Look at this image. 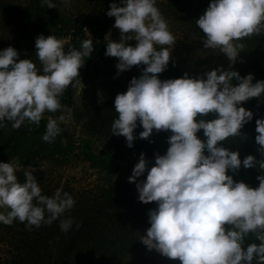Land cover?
<instances>
[{
  "label": "clouds",
  "instance_id": "clouds-1",
  "mask_svg": "<svg viewBox=\"0 0 264 264\" xmlns=\"http://www.w3.org/2000/svg\"><path fill=\"white\" fill-rule=\"evenodd\" d=\"M122 2L123 7L113 3L107 11L115 17L114 27L121 36L119 43L110 40L105 55L118 59L117 75L134 66L146 67L138 79L131 80L126 93L116 96L118 119L112 124V135L125 137L131 148L137 122L143 128L140 139H148L154 130L171 132L166 154H156L149 170L142 153L129 177V183H136L147 171L146 180L136 183L139 201L157 205L148 213L150 227L140 241L149 251L179 264H252L254 259L264 264V175L257 177L259 186L251 188L227 174H237L241 166L255 168L257 163L264 171V160L249 155L241 161L238 151L222 146L230 137H241L244 125L253 119V113L240 105L260 98L264 81L253 84V75L241 77L223 68L201 77L189 78L185 73L183 78L161 81L159 74L168 67L176 39L156 0ZM43 3L56 8L51 0ZM63 3L68 6L70 0ZM196 24L205 36L204 48L219 49L231 68L244 48L237 41L264 32V0H211ZM132 40L137 42L135 47L128 44ZM35 47L42 75L32 60L19 59L15 48L0 51V127L5 120L13 129L25 122L39 126L45 112L62 110L59 98L75 86L74 81L79 82L84 58L93 52L92 40L86 39L81 50L70 48L65 53L64 42L53 35H40ZM233 80L239 82L237 86ZM209 114L216 118H200ZM201 130L206 141L197 136ZM255 130L258 152L264 154V119L256 120ZM60 132L57 120L49 118L42 139L52 143ZM15 172L11 163H0V208L10 209L7 215L0 214L4 225L17 220L29 230L51 225L74 207L68 193L61 195L58 190L49 198L31 172L25 173L24 185L17 182ZM72 223L61 219L60 229L67 233ZM250 235L259 243L245 248L244 240Z\"/></svg>",
  "mask_w": 264,
  "mask_h": 264
},
{
  "label": "rangeland",
  "instance_id": "rangeland-1",
  "mask_svg": "<svg viewBox=\"0 0 264 264\" xmlns=\"http://www.w3.org/2000/svg\"><path fill=\"white\" fill-rule=\"evenodd\" d=\"M51 2L56 8L43 6L37 0H0V51L11 46L17 50L19 59L32 60L37 70L43 71L35 47L40 35H53L64 43L74 39L80 46L81 40L93 41L96 19H99L105 6L107 11L113 3L118 7L124 6L122 0H70L68 6L63 0ZM210 3L211 0H156L155 6L176 39L168 66L178 69L182 77L185 73L189 78L201 77L208 71L223 68L225 71H237L241 77L253 75V84L264 81V32L237 41L243 43L244 48L231 68L226 55L219 49L204 48L205 36L196 20ZM108 20L109 26L102 38L105 49L110 40L119 43L121 36L114 27L115 17L108 16ZM136 43L135 40L128 42L133 47ZM145 67L134 66L129 71L139 74ZM114 68V63L91 59L88 72L77 78L78 83L74 82L69 105L60 101L62 110L43 114L42 119L46 123L49 118L56 119L67 137L69 146L62 158H43L41 161L32 158L21 162L11 157L4 162L11 163L16 169L14 174L19 184L24 185L27 182L25 173L31 172L43 195L51 198L59 190L61 195H71L75 204L51 225L33 226L31 230L26 223L18 220L11 226L0 222V264H100L81 259L76 251L69 257L65 255L77 227L78 194L86 191L98 194V204L106 209V219L110 221L112 243L122 246L121 253L117 256L110 254L105 264H179L155 250L149 251L140 241L141 235L150 227L148 213L157 207L155 202L144 204L139 201L136 183L146 180L147 171L137 178L136 183H129L137 163H118L108 154L109 141L115 136L112 135V124L116 111L111 106L105 77ZM232 83L237 86L239 82L233 80ZM240 106L250 110L253 117L264 119V115L260 114L264 108V94ZM65 108L71 109V112L64 111ZM61 115L65 117L64 121L58 119ZM146 160L150 170L155 164V157ZM8 211L10 209L0 208V214L7 215ZM47 215L45 213L46 218ZM61 219L73 221L67 233L60 229ZM252 243L259 241L251 235L245 238L244 244L248 246ZM252 264H257L256 260Z\"/></svg>",
  "mask_w": 264,
  "mask_h": 264
},
{
  "label": "trees",
  "instance_id": "trees-1",
  "mask_svg": "<svg viewBox=\"0 0 264 264\" xmlns=\"http://www.w3.org/2000/svg\"><path fill=\"white\" fill-rule=\"evenodd\" d=\"M43 6V0H37ZM97 29L94 31L93 37V52L89 57L84 58V66L79 70L80 76L87 73L91 66V59L97 58L98 60L110 62L115 64V68L105 77V84L109 88L108 96L111 100V106L115 110L114 101L118 94L126 93L130 82L133 78H139L142 73L135 74L134 70H125L120 72L119 75L116 65L119 63L117 58L108 57L105 55L106 49L102 44V38L105 30L109 26V20L107 15V7L105 6L99 19L95 22ZM95 40V41H94ZM84 40L79 41L80 46L74 39H68L64 43V51L68 52L70 48L75 50H81V44ZM38 74L42 75L43 71L38 70ZM78 78V77H77ZM160 80L163 79H177L183 78L178 69L168 66L167 69L159 74ZM75 82V81H74ZM73 86H69L60 97V101L63 105H69L71 92ZM261 115H264V108ZM206 120L215 119V115L209 114L207 117H200ZM118 119V113L116 112L115 120ZM262 119L259 116H254L253 119L244 125L241 130V137H230L223 142V147L230 151L239 152L240 159L243 161L249 155L256 158L257 161L264 160V154L258 152V145L255 142L256 133V120ZM4 127H0V163H4L8 158L16 157L21 162H26L35 158L41 161L43 158L58 159L62 158L65 151L68 148L67 137L61 128L60 134L55 138L52 143H46L42 137L46 133V121L41 119L39 126L35 124L22 125L19 129H13L10 122L5 120ZM137 128L134 130V136L136 139L133 141V147L127 146L126 138L123 136H114L109 141L108 154L110 159L118 162H133L138 163L140 155L143 153L145 159H151L156 154L164 155L169 147L168 138L171 136V132H159L155 130L148 139H140L139 134L143 131L139 122ZM247 137L245 139L244 137ZM198 138L202 141H206V137L203 134V130L197 133ZM207 154V152H205ZM106 166V165H105ZM238 182H244L251 188H257L259 186L258 176L264 175V171L259 168L257 163L255 168L245 169L241 166L237 174L228 172ZM86 193V194H83ZM79 209L76 211V224L79 227L75 229L74 235L70 240L72 244L65 250V255L70 256L76 251L81 259L99 262L105 264L109 255L117 256L122 251L121 244H113L112 229L110 230L109 220L106 219L107 211L103 205L98 203V194L92 192H80L78 194ZM107 246L109 248H107ZM243 247H247L243 244ZM255 260V259H254Z\"/></svg>",
  "mask_w": 264,
  "mask_h": 264
}]
</instances>
